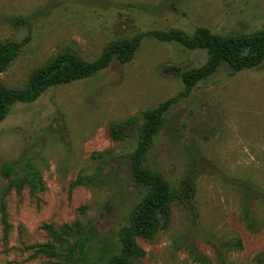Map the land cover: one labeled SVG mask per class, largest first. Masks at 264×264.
<instances>
[{
  "label": "rangeland",
  "instance_id": "374dc122",
  "mask_svg": "<svg viewBox=\"0 0 264 264\" xmlns=\"http://www.w3.org/2000/svg\"><path fill=\"white\" fill-rule=\"evenodd\" d=\"M26 23L16 25L15 20ZM221 37L264 31V0H0V43L19 56L0 83L26 89L37 71L70 52L97 61L114 42L153 31ZM207 51L146 37L128 64L114 61L93 78L50 88L16 104L0 124V264H70L39 253L49 229L95 230L89 259L120 254V236L148 190L133 180L131 156L145 113L166 112L142 166L163 177L174 201L153 241L138 239L139 264H258L264 255V62L233 74L221 66L187 97L173 68L200 69ZM169 68L170 73H166ZM135 121L123 141L113 128ZM17 167L6 177L4 168ZM35 168L41 189L11 184ZM192 202L193 205L192 206ZM194 207L193 215L190 208ZM49 228V229H48ZM78 264V263H75Z\"/></svg>",
  "mask_w": 264,
  "mask_h": 264
},
{
  "label": "trees",
  "instance_id": "16d2710c",
  "mask_svg": "<svg viewBox=\"0 0 264 264\" xmlns=\"http://www.w3.org/2000/svg\"><path fill=\"white\" fill-rule=\"evenodd\" d=\"M26 23L25 19L15 20L16 25ZM146 37L155 38L164 43H176L188 51H207L210 58L200 69L182 71L175 67L171 75L178 76L185 85L181 97H187L196 88L199 82L209 78L221 66L227 65L237 74L241 71L259 67L264 62V31L256 35H229L221 37L212 34L208 29L201 28L194 36L179 31L160 32L153 31L138 35L130 41H119L108 45L102 56L95 62L89 63L80 59L76 54L66 52L58 55L46 64L33 76L26 89H12L0 83V124L6 119L9 111L16 104H30L37 101L47 90L54 87L72 84L91 79L106 70L114 61L122 64L130 63L141 47ZM19 46L14 43H0V75L5 73L19 56ZM166 73L169 68H165ZM177 100L167 101L161 106L145 113L146 125L141 128V142L138 151L131 156L132 174L137 186L148 190L146 199L134 212L131 224L121 232V249L118 257L106 264H139L144 251L137 240L153 241L161 228L167 226L170 218V208L174 201L185 204V199L191 197V188L186 190L188 196L181 189L171 191L167 181L160 175L146 170L142 164L146 158L155 137L158 135L163 117ZM135 121H129L113 128V136L117 140L130 138L135 131ZM33 167H29L24 177L14 178L11 184L19 189L29 185L34 189L42 188L39 174ZM17 167L8 165L4 168L6 177L15 176ZM187 196V197H186ZM192 206L193 202H192ZM195 214L194 207L190 208ZM49 229V228H48ZM53 243L42 247L39 252L49 258H57L70 264L87 263L89 259L90 242L95 236V230L83 226L76 229L65 227L55 231L49 229ZM258 264H264V255L258 258ZM199 264H206L196 259Z\"/></svg>",
  "mask_w": 264,
  "mask_h": 264
}]
</instances>
